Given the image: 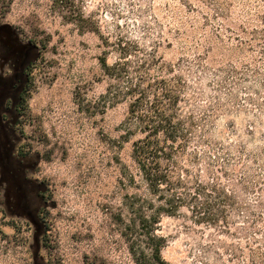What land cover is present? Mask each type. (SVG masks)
<instances>
[{"label": "rangeland", "instance_id": "obj_1", "mask_svg": "<svg viewBox=\"0 0 264 264\" xmlns=\"http://www.w3.org/2000/svg\"><path fill=\"white\" fill-rule=\"evenodd\" d=\"M223 1L231 5L228 21L203 0H80L96 22L93 31L63 17L52 0H0V264H136L123 231L132 207L149 203H126V194L150 195L131 157L135 136L128 141L122 136L128 103L107 104L103 97L110 79L100 57L107 49L108 62L116 59L104 40L160 41L164 62L176 64L174 73L183 59L199 62V54L214 72L230 61L242 71L252 59L231 57L209 37L219 28L235 48L232 36L239 25L247 32L264 27L259 20L264 0ZM148 26H159L160 33H150ZM240 37L245 41L250 35L241 32ZM257 41L248 52L260 59L256 67L264 73ZM32 62L24 103L16 110L25 67ZM250 78L244 84L249 88L237 92L249 114L216 116L213 134L234 142L233 124L254 148L264 145V112L247 97L264 102V88L260 83L252 88ZM210 79L200 85L209 96L215 94ZM198 104L207 108V96ZM249 125L255 130L253 143L245 135ZM246 198L254 202L256 196ZM39 211L47 219L45 230ZM157 228L170 264H250L246 237L199 225L186 207L174 215L163 213Z\"/></svg>", "mask_w": 264, "mask_h": 264}, {"label": "trees", "instance_id": "obj_2", "mask_svg": "<svg viewBox=\"0 0 264 264\" xmlns=\"http://www.w3.org/2000/svg\"><path fill=\"white\" fill-rule=\"evenodd\" d=\"M52 2L63 17L83 29L97 30L96 22L86 16L80 0ZM203 2L223 20L232 18L229 1ZM259 20L264 22V14ZM159 28L149 27L147 31L160 33ZM236 29L239 32L232 36L238 42L235 48L227 45L219 28H213L209 39L233 58L252 59L253 63L245 64L242 71L230 61L229 66L214 72L202 62L203 54H199V62L185 63L183 59L178 65L180 72L174 73L176 64L164 62L160 41L146 45L128 36L104 40L108 48H113L116 59L108 62L107 49L100 57L104 74L110 79L103 97L107 104L128 103L122 136L127 141L135 136L131 157L150 195L126 194V203H149L138 205L136 210L132 207V216L123 231L136 264H170L162 255L166 240L157 233V226L163 213L174 215L181 207H186L199 225L227 236L246 237L249 263L264 264V145L249 148L233 124L230 130L237 136L234 142L213 134L216 116L248 113V108L237 99L239 89L249 88L244 86L248 77L252 88L256 83L264 88V73L256 67L260 59L248 52L258 40L259 52L264 55V27L249 32L242 25ZM225 30L234 33L231 27L226 26ZM241 32L250 35L248 40L240 37ZM207 52L209 58L210 51ZM212 56V61H217L215 54ZM34 63L29 67V78L16 110L24 103ZM166 70L168 74L164 73ZM207 78L213 81L209 87L214 95H207L200 86ZM204 96L209 100L207 108L198 104ZM247 100L264 112V102L259 98L249 95ZM245 135L249 142H255L253 125L247 127ZM18 152L25 154L23 149ZM130 177L135 182L134 174ZM250 194L256 196L254 202L246 198ZM154 203L159 205L155 207ZM42 211L39 217L45 230L48 223Z\"/></svg>", "mask_w": 264, "mask_h": 264}, {"label": "flooded vegetation", "instance_id": "obj_3", "mask_svg": "<svg viewBox=\"0 0 264 264\" xmlns=\"http://www.w3.org/2000/svg\"><path fill=\"white\" fill-rule=\"evenodd\" d=\"M2 23H3V17H2V14H0V25H2ZM30 65H31V63L27 64V66L25 67V78H26V82H27V80L29 78V74H30V72H29ZM25 85L22 87V89L19 92V95H18V97H19L18 103L21 100V92H22L23 88L25 87ZM18 103H17V105H18ZM17 105H16V108H17ZM39 215H40V211H39Z\"/></svg>", "mask_w": 264, "mask_h": 264}]
</instances>
